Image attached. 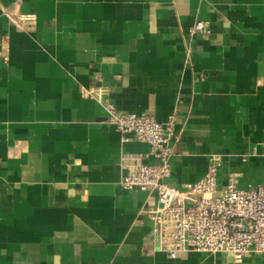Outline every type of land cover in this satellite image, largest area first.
<instances>
[{
	"label": "crops",
	"instance_id": "crops-1",
	"mask_svg": "<svg viewBox=\"0 0 264 264\" xmlns=\"http://www.w3.org/2000/svg\"><path fill=\"white\" fill-rule=\"evenodd\" d=\"M89 85L159 122L177 110L173 185L213 152L219 190L264 183V0H0V264H264L160 249L157 193L120 185L121 157L154 163L150 146L122 142Z\"/></svg>",
	"mask_w": 264,
	"mask_h": 264
},
{
	"label": "built area",
	"instance_id": "built-area-1",
	"mask_svg": "<svg viewBox=\"0 0 264 264\" xmlns=\"http://www.w3.org/2000/svg\"><path fill=\"white\" fill-rule=\"evenodd\" d=\"M18 28L31 30L35 15L23 13L18 5L5 11ZM208 22L196 21L191 35H208ZM8 61L7 53H3ZM83 96L96 100L106 111V121L116 126L121 141L147 143V157H121L124 174L120 185L126 190L154 191L159 205L147 214L153 221L152 233L160 249L170 258L196 251L215 255L225 253L234 263H242L255 254H264V183L236 187L231 182L219 190L218 176L224 165V154L208 155L205 175L196 182L177 187L169 182L174 155L173 139L176 129L175 109L167 121L159 122L152 115L121 111L110 97V88L85 86ZM257 154V148L252 150ZM246 160V157L244 158Z\"/></svg>",
	"mask_w": 264,
	"mask_h": 264
}]
</instances>
